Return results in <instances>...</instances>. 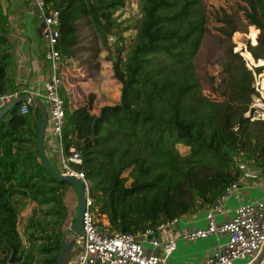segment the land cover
Masks as SVG:
<instances>
[{
    "label": "trees",
    "instance_id": "obj_1",
    "mask_svg": "<svg viewBox=\"0 0 264 264\" xmlns=\"http://www.w3.org/2000/svg\"><path fill=\"white\" fill-rule=\"evenodd\" d=\"M48 1L60 13L57 48L62 55L73 57L79 43L77 23L87 17L106 45L114 78L122 85L120 102L102 107L98 116L91 114L93 96L83 106L70 109L69 99L61 91L66 110V149L74 146L80 151L81 170L91 180L95 203L114 232L138 235L212 204L238 180L234 156L239 152L264 173V120L251 122L244 117L255 92L253 72L245 60L248 64L254 59L264 60V0H246V20L260 30V35L257 37L258 31L251 27L246 36L254 46L237 50L236 45L243 58L233 52L230 42L237 31L234 22L227 16L220 19L229 42L223 57L226 76L221 100L202 93L195 65L206 33L201 0H136L141 18L131 46H127L124 30H118L114 19L127 0ZM7 23L0 0V94L16 90L8 78L13 45ZM263 69L254 67L257 75ZM20 107L0 120L2 264H8L10 256L6 253L12 252L11 245L25 254L19 264L35 263V247L30 244L26 250L17 232L19 205L25 200L61 206V186L67 184L58 183L43 168L32 108L28 116H22ZM236 126L238 130L234 131ZM177 145L189 148V153L180 155ZM75 209L77 213V206ZM53 213L66 220L61 207ZM30 221L27 227L37 229L38 238L44 241L40 249L45 255L43 264H57L60 235L55 238L47 232L44 222ZM29 239L34 240L33 235Z\"/></svg>",
    "mask_w": 264,
    "mask_h": 264
},
{
    "label": "built area",
    "instance_id": "obj_2",
    "mask_svg": "<svg viewBox=\"0 0 264 264\" xmlns=\"http://www.w3.org/2000/svg\"><path fill=\"white\" fill-rule=\"evenodd\" d=\"M25 1L40 23V33L45 41L44 56L50 64L51 74L43 84L42 92L30 93L16 89L13 92L0 94V110L18 96L25 94H31L33 98L42 96L48 113L46 140H44L46 155L47 151L53 154L60 162L59 173L76 178L84 188L86 208L82 220L83 235L69 238L73 240V249L76 252L66 264H170L168 257L176 250L178 239L196 241L211 236L222 241L213 253L197 264L253 263L264 245V199L243 201L242 191L258 186L263 174L253 161L244 160L242 152L234 156V163L239 172L238 180L227 186L212 204L205 207L204 227L191 232L177 233L175 226L179 218H174L138 235L116 233L111 229L106 214L100 213L95 203L91 180L81 170L80 151L74 146L68 149L65 146L63 131L66 127V110L61 91L66 80L61 72L63 55L57 48L60 39V13L51 8L48 0ZM251 70L254 75L252 87L255 92L252 94V103L244 117L253 122L264 120V95L259 85L260 78H257L253 69ZM30 107L28 103H22L20 114L28 116ZM237 130L236 126L234 131ZM230 199H234L237 206L234 215L226 218L225 205ZM220 217L226 219L219 221ZM144 244L154 249H161L162 254H149Z\"/></svg>",
    "mask_w": 264,
    "mask_h": 264
},
{
    "label": "rangeland",
    "instance_id": "obj_3",
    "mask_svg": "<svg viewBox=\"0 0 264 264\" xmlns=\"http://www.w3.org/2000/svg\"><path fill=\"white\" fill-rule=\"evenodd\" d=\"M201 5L202 11L205 14L206 33L195 58V65L202 85V93L212 100H221L220 90L222 80L226 76L223 67V57L227 55L229 42L224 32H222L224 24L220 22V19L224 16L229 17L237 28L236 32L241 33L240 35L234 36L235 32L231 36L230 42L234 45V53L237 52L236 45L237 50L244 46L246 49H248L249 46H254L249 37L246 36L249 34L251 27H254L258 31L257 37L260 35V30L254 25H248V21L245 17L248 8L246 0H201ZM31 15L35 16L33 13ZM140 18V3L136 0H127L126 6L114 14L115 24L118 30H124V38L127 46H131L135 42ZM37 26L35 30H38L40 23ZM77 26L79 43L75 47V53L71 58L63 56V61L61 63V72L66 80L65 84L67 88H70V90L68 89V95L65 89H63L69 99L70 109L83 106L91 96L94 97V101L98 100L100 106L104 99H109L105 89L102 88L103 86L111 85V74H113L114 77L111 55L107 51L106 45L90 26L89 19L87 17L82 18L78 21ZM111 38L114 39L113 37ZM237 53L242 56V53ZM245 64L249 70H254L253 66H264V60L260 59L258 62L253 60V62L249 64L245 60ZM48 66L50 67V64H48ZM254 74L256 75L255 71ZM256 76L258 79L260 78V82L262 86H264V69L261 74ZM109 91L111 94L116 92L115 88L109 89ZM119 102L120 99L119 101H114V103L117 104ZM29 149H31L33 152L32 155H34L35 160H37V156L33 151V144H30ZM177 149L182 156H186L189 153V148L183 145H177ZM48 158L52 157L48 156ZM51 164L56 171L61 172L60 162L57 158L51 160ZM126 175L127 173H124V176ZM129 183L130 181L127 185H129ZM61 187V206H58V204L40 205L25 200H22L19 205L21 208L20 217L22 218L20 219V229L25 236V249L27 250L31 245L35 247L36 261L34 264H43L45 255L40 253V249L44 241L38 238L40 234L37 229H29L27 227L32 224L30 218H33L34 223V220L44 222L47 232L52 234L55 238L59 234L61 243L70 238L67 230L76 219V217L75 219L73 218L74 214L77 215L75 207L78 206V192L73 185L68 183L63 184ZM23 204L25 205L21 207ZM60 207L64 212L66 220L53 213ZM48 210H52L50 215H46V211ZM32 235L34 240L29 239ZM144 247H146L149 254L152 253L154 249L147 244H144ZM8 253L11 257L12 252L7 251L6 255H8ZM20 253L21 252L18 250V255ZM4 256V254L0 253V264H2Z\"/></svg>",
    "mask_w": 264,
    "mask_h": 264
},
{
    "label": "crops",
    "instance_id": "obj_4",
    "mask_svg": "<svg viewBox=\"0 0 264 264\" xmlns=\"http://www.w3.org/2000/svg\"><path fill=\"white\" fill-rule=\"evenodd\" d=\"M2 5L8 16V38L13 45V60L8 68V78L11 84L14 83L16 89L25 90L30 93L42 92L43 84L50 77L51 68L48 66L49 62L46 61L44 56L45 41L40 33V27L38 30H35L39 24L36 16L31 15L32 13L35 15V13L25 0H2ZM110 82L111 85L109 86L102 85V89H105L109 99H104L100 106L98 100L93 101L92 115L98 116L102 107L116 105L117 103H114V101H119L122 85L113 77V74H111ZM112 88L116 90L114 94H111L109 91ZM63 89H65L68 95L70 88H67L66 84H64ZM34 98L46 109L42 96H34ZM48 156L52 157L49 158L50 162L51 160H55V156L47 151ZM242 198L243 201L264 199V174L258 186L251 189H243ZM236 206L237 202L234 199L228 200L225 205L226 218L234 215ZM204 216L205 208L180 217L175 226L176 232H191L204 227ZM225 217H220L219 221L226 219ZM221 241L222 239H218L215 236L196 241L178 239L176 241L177 248L168 257V262L170 264H197L213 253ZM145 250L147 251V249ZM152 253L160 255L162 254V250L153 249ZM261 264H264V260Z\"/></svg>",
    "mask_w": 264,
    "mask_h": 264
},
{
    "label": "water",
    "instance_id": "obj_5",
    "mask_svg": "<svg viewBox=\"0 0 264 264\" xmlns=\"http://www.w3.org/2000/svg\"><path fill=\"white\" fill-rule=\"evenodd\" d=\"M255 60V59H254ZM258 61V60H256ZM259 67V66H254ZM22 103H28L31 108L32 112L34 114L35 120L37 122V136H36V148L38 151L39 159L43 165V168L47 171V173L51 176L52 179L57 181L58 183H68L73 185L78 192V206H77V215L74 223L69 226L68 233L70 237L76 238L81 237L83 235V227H82V220H83V214L85 212L86 208V199H85V193L84 188L79 180L73 177L63 176L58 171L55 170V168L52 166L49 158L46 155L45 152V135H46V129H47V121H48V113L45 108H43L36 100L31 96V94H25L23 96H18L11 100L5 107H3L0 110V120L7 115L11 110L16 108ZM36 111L39 112V116L36 115ZM21 217L18 216V222H17V232L21 239L22 246L26 245L25 236L23 235L21 229H20V222ZM74 242L73 240H65L61 243L60 251L57 255V264H66L69 258L72 256L74 252H76L74 249ZM12 254L8 261L9 264H19L24 259V253L21 252L18 255V249L11 245ZM79 249V248H78ZM264 260V245L260 253L258 254L256 260L252 264H261V262Z\"/></svg>",
    "mask_w": 264,
    "mask_h": 264
},
{
    "label": "bare ground",
    "instance_id": "obj_6",
    "mask_svg": "<svg viewBox=\"0 0 264 264\" xmlns=\"http://www.w3.org/2000/svg\"><path fill=\"white\" fill-rule=\"evenodd\" d=\"M259 82H260V80H259ZM260 85V84H259ZM260 87H261V85H260ZM263 88H264V86H263Z\"/></svg>",
    "mask_w": 264,
    "mask_h": 264
}]
</instances>
